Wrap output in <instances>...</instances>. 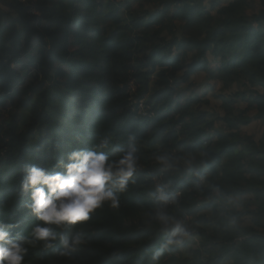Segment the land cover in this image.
Instances as JSON below:
<instances>
[{
	"label": "trees",
	"instance_id": "16d2710c",
	"mask_svg": "<svg viewBox=\"0 0 264 264\" xmlns=\"http://www.w3.org/2000/svg\"><path fill=\"white\" fill-rule=\"evenodd\" d=\"M25 4L0 0V227L18 238L38 223L27 207L31 194L20 195L26 166L62 172L60 161L73 151L111 135V157L134 134L143 167L120 206L105 203L87 221L57 229L87 240L71 259L57 254L58 240L51 248L26 245L23 264H152L159 236L144 213L160 179L150 159L157 144L206 149L225 176L248 163L250 151L264 150V126L247 132L264 125V0ZM174 181L190 212L203 195L190 191L187 175ZM200 219L193 257L177 251L163 264H210L217 251L235 250L211 217Z\"/></svg>",
	"mask_w": 264,
	"mask_h": 264
},
{
	"label": "clouds",
	"instance_id": "9594fccd",
	"mask_svg": "<svg viewBox=\"0 0 264 264\" xmlns=\"http://www.w3.org/2000/svg\"><path fill=\"white\" fill-rule=\"evenodd\" d=\"M139 114L148 115L147 111ZM112 146L113 137L105 135L93 149L73 151L67 164L60 161L62 172L39 165L25 167L20 195L31 194L27 207L38 223L29 235L18 238L10 235V226L0 227V264H23L26 245L51 248L59 240L57 254L71 259L87 243L79 231L57 229L87 221L105 203L118 208L120 194L137 182L143 167L134 134L110 157L106 150ZM150 159L160 176L154 178L152 203L144 213V222L159 236V245L150 249L152 264H163L177 251L193 257L195 249L190 245L199 241L206 222L201 215L211 217L225 243L235 245L234 251L213 254L210 264H264V150L250 151L248 163L234 166L227 176L213 154L191 143L174 147L158 143ZM184 175L191 181L190 191L203 195L190 212L182 211V192L174 186V177ZM245 186L254 193L250 195ZM205 206L208 211L201 213Z\"/></svg>",
	"mask_w": 264,
	"mask_h": 264
},
{
	"label": "rangeland",
	"instance_id": "374dc122",
	"mask_svg": "<svg viewBox=\"0 0 264 264\" xmlns=\"http://www.w3.org/2000/svg\"><path fill=\"white\" fill-rule=\"evenodd\" d=\"M19 3H22V4H25V0H18ZM29 5V4H28ZM26 6V4H25ZM34 10H31V13H33ZM22 60L25 61L26 59H24V57L22 56ZM259 127L255 126V125H252L251 128H248L247 129V132L249 133H252L254 130L258 129ZM36 134H34V136L30 139V143H33L36 139ZM193 243H197V242H193ZM191 247V245H190Z\"/></svg>",
	"mask_w": 264,
	"mask_h": 264
},
{
	"label": "crops",
	"instance_id": "0c3cea01",
	"mask_svg": "<svg viewBox=\"0 0 264 264\" xmlns=\"http://www.w3.org/2000/svg\"><path fill=\"white\" fill-rule=\"evenodd\" d=\"M252 125H255V126L259 127L258 129L254 130V131L252 132V134L257 135V134L262 133L263 126H264L262 120H260V121H258V122H256V123H252ZM252 125H251V126H252Z\"/></svg>",
	"mask_w": 264,
	"mask_h": 264
}]
</instances>
